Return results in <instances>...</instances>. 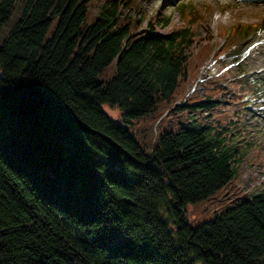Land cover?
I'll list each match as a JSON object with an SVG mask.
<instances>
[{
	"label": "trees",
	"instance_id": "obj_1",
	"mask_svg": "<svg viewBox=\"0 0 264 264\" xmlns=\"http://www.w3.org/2000/svg\"><path fill=\"white\" fill-rule=\"evenodd\" d=\"M139 9L0 0V264H264V185L237 184L258 82L226 64L232 38L199 72L188 9L144 27ZM199 203L212 216L190 223Z\"/></svg>",
	"mask_w": 264,
	"mask_h": 264
},
{
	"label": "rangeland",
	"instance_id": "obj_2",
	"mask_svg": "<svg viewBox=\"0 0 264 264\" xmlns=\"http://www.w3.org/2000/svg\"><path fill=\"white\" fill-rule=\"evenodd\" d=\"M136 5L140 7L144 15V21L140 24L145 26L146 19L154 16L155 13L171 16L173 26L178 23L177 19L185 16L183 9H188L192 19H201L197 24V33L209 35L210 53L207 58L202 61L199 66V72L203 74L205 69L214 72L211 65V54L216 47L225 44L227 39L232 38L235 42L224 52L226 64L233 60L241 64L243 74L255 78L258 82L255 95L245 92L241 98L242 101V122L248 131V138L252 139L256 144L249 150L245 158L237 167L238 181L237 184L246 191L260 185H264V104H256V100L264 102V31L251 29V33L247 37L241 36L240 31L247 26L253 28L255 24H260L264 19V1H254L250 3L254 6L251 9L245 8L236 0H134ZM183 4V5H182ZM246 4V3H245ZM257 7V8H256ZM199 13V15H198ZM139 16V11L134 13ZM198 15V16H197ZM233 29L229 37L226 38L224 33L228 29ZM157 31L163 29L157 27ZM221 33V34H220ZM224 35V36H223ZM199 80V76H197ZM196 89L199 85L195 82ZM191 87V89L193 88ZM199 92L201 90L199 89ZM102 109L111 118H115L116 110L110 108L106 104L101 105ZM171 107L163 112L165 115ZM263 182V183H262ZM214 206V205H213ZM210 210L204 212L202 203L188 205L185 207L184 215L190 223H196L202 220L210 219L212 216ZM216 208V207H215Z\"/></svg>",
	"mask_w": 264,
	"mask_h": 264
},
{
	"label": "bare ground",
	"instance_id": "obj_3",
	"mask_svg": "<svg viewBox=\"0 0 264 264\" xmlns=\"http://www.w3.org/2000/svg\"><path fill=\"white\" fill-rule=\"evenodd\" d=\"M239 5H241V6L245 7V8H248V9L254 8V7H249V6H254V5H251V4H245V3H243V2H240ZM256 8H257V7H256Z\"/></svg>",
	"mask_w": 264,
	"mask_h": 264
}]
</instances>
